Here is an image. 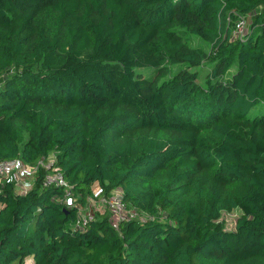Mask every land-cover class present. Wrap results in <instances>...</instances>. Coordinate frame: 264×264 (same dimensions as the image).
<instances>
[{
  "label": "trees",
  "instance_id": "1",
  "mask_svg": "<svg viewBox=\"0 0 264 264\" xmlns=\"http://www.w3.org/2000/svg\"><path fill=\"white\" fill-rule=\"evenodd\" d=\"M51 154L151 219L74 229L41 168L0 186V264H264V0H0V162Z\"/></svg>",
  "mask_w": 264,
  "mask_h": 264
},
{
  "label": "built area",
  "instance_id": "2",
  "mask_svg": "<svg viewBox=\"0 0 264 264\" xmlns=\"http://www.w3.org/2000/svg\"><path fill=\"white\" fill-rule=\"evenodd\" d=\"M244 29L246 31V19L240 18L237 22L236 32H241ZM55 163V154L40 159L35 165L24 163L21 159L1 161L0 186L5 183H12L17 194L25 195L33 188L36 173L41 168H45L49 171L43 179V186L62 189V202L65 206L69 209L78 207L74 229L83 230L87 228L98 214L105 213L110 215L112 226L116 229L122 221L140 220L144 222L151 219L146 214H140L128 208L123 201V192L121 190H115L106 196L101 194L97 185L93 187L92 194L87 198V203L84 206H79L78 198L64 178L62 170L55 166ZM26 261H30V263L25 262V264H32L31 260Z\"/></svg>",
  "mask_w": 264,
  "mask_h": 264
},
{
  "label": "rangeland",
  "instance_id": "3",
  "mask_svg": "<svg viewBox=\"0 0 264 264\" xmlns=\"http://www.w3.org/2000/svg\"><path fill=\"white\" fill-rule=\"evenodd\" d=\"M248 27V25H247ZM245 29L241 32H234L235 35L237 36L236 38H240L241 36H243L245 34ZM185 39L186 41L191 45V46H204L206 49L209 48V45L204 43L202 40H200L199 38H197L196 36H192V35H187L185 34ZM179 67L175 66L174 70H177ZM210 69V64L209 63H204L200 68L194 69L196 71L199 72L200 74V84L204 83V78L208 72V70ZM146 73V72H145ZM148 74V73H146ZM98 200V198H97ZM101 209V208H100ZM102 210V209H101ZM241 215V210L240 209H236L233 210L232 212H224L220 221H222L225 225V229L227 231H234L235 227H236V222L237 219L239 218V216ZM26 263H30V261H26Z\"/></svg>",
  "mask_w": 264,
  "mask_h": 264
}]
</instances>
